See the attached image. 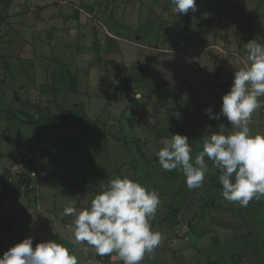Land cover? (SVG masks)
<instances>
[{
  "label": "rangeland",
  "instance_id": "obj_1",
  "mask_svg": "<svg viewBox=\"0 0 264 264\" xmlns=\"http://www.w3.org/2000/svg\"><path fill=\"white\" fill-rule=\"evenodd\" d=\"M145 1L149 4L147 7L150 5L152 9L154 7L155 12L147 9L145 16L150 20L142 22L144 19V16H142L140 19L142 25L136 24L139 27L136 30H133L130 24L134 19L131 21H125V19L119 20L120 23L123 21L128 24V29L122 31V34L123 37L126 36V38L131 39L133 44L127 43L128 41L119 40H116L117 44L112 42L110 44L111 49L117 52L116 48L119 46L123 56H121V53L119 55L117 53V56H114L108 62V66L112 70L109 73L110 79H114L120 72H126L128 78L125 86L129 87L130 81H137V84L141 85L140 87L144 89L140 88L141 91L145 92L142 95L144 99L147 98L145 99V103L141 104L142 101L140 100H129V96L132 94L135 95L132 98H135L140 93V91H137V93L136 90H131L132 87H129L131 89H129L128 94L126 91L122 92L123 89H121L117 91L119 97H112L110 95L111 99H109L105 86L101 83L100 75L96 71H93L92 77H89V84L80 83L78 89L82 92L78 97V102L87 104L90 118L95 119L97 117L98 124L102 130L106 131L107 126H109V130L107 129V131L112 134L111 136L114 135L115 142L118 144L119 138L124 146L126 139L131 142L133 138L137 139L138 135L133 134L128 129L130 124L134 123L133 116L136 112L141 111L144 115L143 120L135 122V124L143 125L141 128H145V122L147 123L149 120H152L147 128H151L157 123L158 126H161L160 129L165 128L168 130L164 129L160 131L157 128L148 134V141L155 142L156 139L153 136L157 137L158 132L164 135L165 139H169L171 134L174 133L186 135L192 147V155L194 157L202 149L203 136L209 132L218 130L220 123L228 127L227 132L233 131L225 117L221 116L220 119H212L205 110L211 108L214 115L220 112L222 94L229 91L236 68L242 67L241 57L245 54V43L255 38L259 43L264 44V0H196L197 10L195 12L190 11L188 14L174 13V6L171 4V0ZM105 4H107L106 6H111V2H106ZM158 11H162L161 19L164 22L174 24V26L172 25L168 29L167 27L162 28V20H160V17L156 13ZM119 28V26L111 23L108 26V30L117 34L119 33ZM139 36H142V40L138 39ZM109 38H111L110 35ZM106 41L105 37H101V44L106 43ZM107 46L103 47V51L106 53L108 52ZM104 52L101 60L98 59L96 53L91 54L90 58L87 59L89 64L93 66L98 65L103 69L109 70V68L104 67L106 64L103 62H107L104 61L106 57ZM80 67H82L83 73H90L89 66L81 64ZM123 74L121 73V75ZM1 77L0 240L5 242L8 238L10 239L8 234H10L12 223H23L30 215L28 210L29 203L25 201L27 198L24 195L20 198L22 193L25 194L27 188L23 184L19 190L23 192L19 193L16 190L15 174L11 168L13 166L11 165L12 161L19 155H25V158L28 160H37L39 157V162L35 166H38L36 169L48 168L52 173H65L66 177L83 178L84 173L89 175L91 172H86V163H83L82 157L78 156L79 151L84 153L86 151H93L94 149L98 150L100 143L96 139L97 137L93 135L87 137V142L79 139V136L72 137L74 134H78V132L82 133V129L76 131V129L67 127L62 129L55 127L47 128L43 124L46 122L51 126L49 123L51 121L64 125L72 123L65 118L64 113L65 109L70 110L74 107L73 103L68 101L71 99V93L69 92L72 88H75L73 85H76V83L71 81L72 79H67V81L62 83V87L59 89V94L62 97L59 94L57 96L56 94L45 92L48 99L41 101L44 108H42V105H39V110H37L38 106L36 108H27V86L25 81L22 85H6V81L1 79ZM150 81L151 83L147 87V83ZM176 85H183L182 91L185 104L180 102L182 101L181 98H178V102L187 106V111L184 114L182 111L174 112V106L176 109L177 104L175 105L173 98H168V90L170 92L171 88L177 87ZM64 90H67L68 93H64ZM88 90H90V94ZM15 93H19L20 95H14ZM89 96L95 99L89 101ZM58 98H64V101L60 102ZM66 99L67 101L65 102ZM165 100L169 106L167 105V108L164 106L166 111H163L164 115H161L162 106H156L155 104L157 101L165 103ZM109 102L113 103L111 104L112 106L109 105ZM260 102L262 106L253 113L250 124V128L254 134H264V97L260 98ZM145 104H149L151 107ZM50 107L54 111V115H51L52 113L48 111ZM57 107L61 109L58 110ZM22 110L33 114H38L40 111L41 120L35 115L33 122L30 124L21 121V119L26 118L25 115L22 116ZM203 114L206 115H204V118ZM175 116L176 118L178 117L179 122L184 123L185 121V125L176 122L178 129H180V131L178 130L179 132H176L177 129L174 128L173 120ZM190 117L192 118L190 119ZM36 121H42L44 126L38 127ZM199 123L202 124L199 125ZM85 136L83 135V139ZM165 139L161 142L159 141V147ZM110 140L113 139L111 138ZM40 144L44 145V149L38 148ZM158 145L155 143L151 144L149 151L154 154L159 150ZM137 150L138 147L137 149L136 147L122 148L121 158L128 165L124 168L116 169V172L121 170V177L127 176L134 179L149 190L159 194V208L161 209H159L160 212L156 213L151 223L159 218L164 220L167 212H169V208L166 205L163 207L162 204L171 202L174 204V209L182 210L180 219L184 221V224L176 231L181 238L185 240L192 238L191 240L201 243L202 247H208L207 252L211 254V258L217 259L218 257L221 262L223 258V264H264V199L259 201L253 200L247 207H240L224 200L221 194V184L213 179V176L219 172L214 168L212 161L207 160V158L206 162L209 171L200 188L189 189L185 184L184 176L182 178L179 176V179H175L174 177L173 180H161L160 178L156 180L151 177L152 172L148 171L153 168L155 172L165 170L159 166V163H155L153 160L148 164L143 163L137 156ZM145 150L148 154V150ZM100 158L102 157H98V163ZM74 167H79L80 169L78 170V168L75 169ZM174 172H169L171 174L170 178L172 175L174 176ZM178 173L183 175L180 171ZM52 175L56 179L55 175ZM118 175L120 174L116 173L114 177L109 175V177H112L110 180L118 177ZM145 175H149L150 177L142 180V177L144 176L145 178ZM49 176L48 171L47 178ZM95 176L97 178L104 177L98 179V187L100 189L105 188L108 180L105 177V172L97 170ZM53 177H51L52 181H54ZM51 185L52 188H55L54 192L66 201L65 198L68 195L64 191L65 189L60 186L57 187L56 183ZM77 187L80 188L79 186ZM178 189L183 190L178 194ZM19 199L20 202H18ZM73 199L76 200L77 197ZM215 199L225 209L223 207L221 210L216 204L214 207L213 205L209 207L211 211L202 213V208L207 210L205 206H208L207 204H210ZM21 201L24 203H21ZM85 202L89 203L90 201L85 199ZM58 205L60 206V202H58ZM261 205L263 206L261 207ZM19 206H22L21 210L18 209ZM253 206L255 207V212L252 209ZM209 216L210 219L208 218ZM190 219L193 220L192 226H195L194 228L197 232L200 230L196 225L203 227L201 231L206 229L205 232H202L203 238L197 237V232L186 225L188 223L186 220ZM155 228L153 229L156 230ZM6 243L4 246L0 244V256L9 247L14 245V243L9 241ZM240 243L246 245L239 247L238 244ZM80 245L83 247L76 246L73 249V253L78 255V264H89V260L93 261V264H99L98 261L101 258L95 255L94 249L84 244ZM84 248H87V252L83 251ZM216 252L217 254L221 253V255L218 254L214 257L213 254ZM226 253L227 256L224 257ZM112 255L114 256L110 260L106 258L107 264H114L112 260H119L115 254ZM102 263H105V260ZM154 264L163 263L161 261H154Z\"/></svg>",
  "mask_w": 264,
  "mask_h": 264
},
{
  "label": "crops",
  "instance_id": "obj_2",
  "mask_svg": "<svg viewBox=\"0 0 264 264\" xmlns=\"http://www.w3.org/2000/svg\"><path fill=\"white\" fill-rule=\"evenodd\" d=\"M105 1L107 3L111 2V6H106L107 4H105ZM147 5L149 4H147L145 0H0V75L2 76L0 77L6 81V85H22L25 81L27 86V108H36L38 106L37 110H39V105H42L41 101H46L48 99V96L45 94V92L57 95L60 92L59 89L62 87V83L67 81V79H72L71 81L76 83V85H73L75 88H72L73 90L71 89L69 92L71 93V99L68 101L73 103L74 106H83L84 111L89 116L87 104L85 103V105L78 102V97L82 92L78 89L80 83L84 82L89 84V77H92V72L96 71V73L98 72V75H100L101 83H103L105 86V91L108 93L109 99H111L110 95L112 97H119L116 90V81L121 73H124L127 78L128 74L126 72H120L115 76L116 78L114 77V79H110L111 76L109 73L112 70L109 68L108 62L113 59L114 56H117V53L119 55L122 51L119 46L116 48L117 52L113 51L110 47V44H112V42L117 44L116 40L128 41L127 43L133 44L131 39L126 38V36L123 37L122 34V31L128 29V24L123 21L120 23L119 20L125 19V21H131L134 19V21L130 23L131 27H133V30L138 29L139 27L136 26V24H140V26L142 25L140 21L142 16H144L142 22L150 20L145 16L147 9L155 12L154 7L152 9L151 5L148 7ZM156 13L160 17V20H162V11H158ZM110 23L120 27L118 34L108 30ZM172 25L174 26V24H168V22L166 23L164 20L161 22L162 28L167 27L168 29L170 26L172 27ZM109 35L111 38H109ZM101 37H105L107 39L106 43L101 44ZM138 39L142 40V36H139ZM104 46H107V53L103 51ZM102 51L106 54L104 61H107L103 62L106 64L104 67L109 68V70L103 69L98 65H90L89 61L87 60L93 53H96L98 55V59L101 60L103 57ZM121 56H123V53H121ZM81 64L89 66V74L83 73V69L80 67ZM218 82L220 81L218 80ZM129 83V87H132V89L124 85L122 92L126 91L128 94L129 89H131L136 90V92L140 91L141 96L145 94V92L140 90L142 87H140L141 85L137 84V81H130ZM150 83L151 81L147 83V87L150 85ZM166 83L169 85L168 82ZM176 86L177 87L175 88H171L170 92L168 90V98H173L175 105L177 104L176 109L174 106V112L182 111L184 114L185 111H187V106L184 105L185 102L183 100V85ZM88 92L90 94V90H88ZM64 93H68V91L64 90ZM14 95L19 96L20 94L15 93ZM133 95L134 94L129 96L130 99H128L135 101L140 100L142 101L141 104L145 103V99H147H144L143 96L142 98H132ZM59 96L62 97L61 94H59ZM178 98H181L182 101L180 102L184 104L178 102ZM58 99L60 102L64 101V98ZM94 99V97H90L89 101ZM166 100L165 103L157 101L155 104L156 106H162L160 112L161 115H164V112L166 111L164 106L166 108L167 105L169 106ZM66 101L67 99L65 102ZM111 104L113 103L109 102L110 106H112ZM145 105L150 106L149 104ZM42 108H44L43 105ZM49 109L50 110L48 111L52 113L51 115H54L52 108L50 107ZM57 109L60 110L61 108L57 107ZM70 110L65 109V118H67V114ZM40 114V111L38 114H33L29 111L24 112L22 110V116L25 115L26 118L21 119V121L30 124L34 120L33 117L36 115L40 118ZM204 115L205 114H203V118L206 116ZM143 116L144 115L141 111L136 112V114L133 116L134 123L130 124L128 130L138 136L137 139L133 138L132 142L126 139L124 142L125 146L122 144L120 138L118 139L119 144L115 142L114 135L111 136L112 134L107 131V129L109 130V126H107L108 128L106 131L101 129L98 124L97 117L95 119H91L93 122H95L98 128L95 129L96 132L92 131V133H85L84 128L77 126V123H74V121H71L68 118L67 120L72 122L68 125L59 124V122L56 121L49 122L51 126H49L46 122L43 123L47 128L55 127L62 129L67 127L70 129H76V131L82 129V133L78 132V134H74L72 137L75 138L76 136H79V139L84 142L88 141V136L93 135L97 137L96 139H98L100 143L98 150L94 149L93 151H86L84 153L79 151L78 154L79 157H82L83 163H86V172L91 173L89 175L84 173L82 176L83 178L78 177V179H75V177L72 178V176L66 177L65 173H52V171L48 168L36 169L38 166H35L37 165V162H39V157L37 159L38 161L35 159L30 160L32 162L31 164H26L22 167L24 172L30 173L31 171L36 170H46L49 171L50 176L40 185L39 188L32 189L29 186L31 191L24 190L25 194L22 193L20 198L23 195L25 198H27V200H24L26 203H29L28 210L30 215L23 223H12L10 234H8L10 239L8 238L5 242L0 240V244H3L4 246L8 241L15 244L26 237H32L33 247H35L36 243L46 240H57V242L62 243L65 247H67L71 253H73V249L76 246L83 247L80 244L77 245L74 243V237L71 229V222L74 217L65 216L63 214V209L68 205H74L79 210L88 205V203L85 202V199L90 201L94 195L101 190L98 187V179H102L104 177L97 178L95 176L97 170L105 172V177L108 178L106 186L110 178L114 177V174H120L118 177H121L122 171L119 170V172H116V169L124 168L126 165H128V163L123 161V158H121V150L123 147L126 149L130 147H136L137 149L138 147L137 156L143 161V163L148 164L152 162V160L155 163H158V159L155 155L156 152L154 154L151 153L149 148L151 147V144H160V142L165 139V136L158 132L157 137L161 138L158 139L157 137L153 136L154 139H156L155 142L148 141V134H150L152 131H155L157 128L160 129L161 126H158L156 123L155 126L147 128V126L152 122V120H149L147 123L145 122V128H141L143 125L135 124V122H140L143 120ZM177 118L175 116L173 122L174 128L177 129L176 132H179L180 129H178L176 122L183 125L185 121L184 123L179 122ZM191 118L192 117H190V119ZM42 121H36L38 127L40 128L44 126ZM201 124L202 123H199V125ZM164 129L161 128L160 131ZM165 130L168 131L167 129ZM83 135H86L84 139ZM111 138L113 140H110ZM162 146L163 144H161L160 147L158 145V149ZM38 148L44 149V145L40 144ZM145 149L148 150L149 155L146 153ZM130 151L132 152V150ZM100 156L102 158H100L98 163L97 160ZM16 160L17 159L15 158L11 165H13ZM79 167H77L78 170L80 169ZM83 167L85 168V166ZM74 168L77 169L76 167ZM173 171H175V174L174 176L172 175L171 178L169 171L155 172L153 168L148 172H152L151 177L156 180L158 178L161 180H173L174 177L175 179H179V176L182 178L183 175H180V173H178L179 171ZM52 174L55 175L56 179H54ZM109 175H112V177H109ZM51 177H53L54 181L51 180ZM148 177L150 176L145 175V178L143 176L142 180L147 179ZM53 183H56L57 187L60 186L65 189L64 191L67 192L68 195L65 198L66 201L62 199V197H60L56 192H54L55 188H52L51 185ZM76 185L80 188H78ZM181 190L183 189H178V194L181 192ZM21 192L23 191H19V193ZM74 197H77V199H73ZM18 202H20V199ZM58 202H60V206L58 205ZM21 203L24 202L21 201ZM165 205L168 206L169 212H167V216L164 217V220L159 218L156 220L158 222L154 221L151 223L152 227H156L155 229L162 234V242L155 250L154 254L145 256V259L141 262V264H154V261H161L163 264H223V258V263L218 257L217 259L211 258V254L207 252L208 247H202L201 243L191 240L192 238H189L188 240L181 238V236L176 231H178V229H180L184 224V221H181L180 219V213L182 210L174 209V204L171 202L162 204L163 207ZM205 207L207 210L202 208V213L205 211H211L209 207ZM18 209L21 210L22 206H19ZM159 209L161 208L158 207L157 213L160 212ZM208 218L210 219V216ZM186 221L189 223H186V225L197 232L194 228L195 226H192L193 220L190 219ZM196 227L200 230L196 233V236L203 238L202 232H205L206 229L201 231L203 228L201 225H196ZM218 254L221 255V253ZM218 254L216 252L213 254V256L215 257ZM76 256L78 258V255ZM113 256L114 255L100 257L101 259H99L98 262L99 264H107L106 258L110 260ZM225 256H227V253L224 254V257ZM104 260L105 263H102ZM112 262H114V264H122V261L120 260H112Z\"/></svg>",
  "mask_w": 264,
  "mask_h": 264
},
{
  "label": "clouds",
  "instance_id": "obj_3",
  "mask_svg": "<svg viewBox=\"0 0 264 264\" xmlns=\"http://www.w3.org/2000/svg\"><path fill=\"white\" fill-rule=\"evenodd\" d=\"M171 4L176 14L197 10L196 0H171ZM241 63L222 96L220 112L214 115L211 108L205 110L212 119L225 117L233 131L227 132L228 127L220 123L218 130L203 136L202 149L194 157L188 137L174 133L155 155L163 170L180 171L189 189L203 185L209 171L207 158L219 172L223 199L247 207L253 200L264 199V134H254L250 128L264 97V44L255 38L245 43ZM159 204L155 191L124 176L109 180L86 207L78 210L68 205L63 214L74 217L75 244H86L99 257L115 254L122 264H141L163 239L151 224ZM0 264H78V258L57 240L33 247V238L26 237L0 256Z\"/></svg>",
  "mask_w": 264,
  "mask_h": 264
},
{
  "label": "trees",
  "instance_id": "obj_4",
  "mask_svg": "<svg viewBox=\"0 0 264 264\" xmlns=\"http://www.w3.org/2000/svg\"><path fill=\"white\" fill-rule=\"evenodd\" d=\"M125 83H124V85H125ZM124 85L122 87L116 86V88H117L116 90L119 91V90L123 89ZM67 118L70 119L71 121H74L75 123H77L78 124L77 126L84 128V132L85 133H92V131H95V129L97 128L95 122H93L91 120V118L87 115V113L84 111V107L83 106L82 107L78 106V105L74 106L68 112ZM70 127H76V126H70ZM20 157L22 158V165L31 164L32 163L30 160L25 158L26 157L25 155H19L18 157H16V159H18ZM22 165H21V167H23ZM30 173H27V172L23 171L22 173H20L19 177L15 178L16 179V182H15L16 183V186H15L16 190L19 191L21 189V187L23 186V184H24V186L27 188V191H31V189H30L31 188V186H30L31 179L29 177ZM218 177H219V173L215 174V176H213V179H215L219 183ZM8 183H10V181H8ZM218 185L220 186V184H218ZM29 186H30V188H29ZM216 204H217L218 208H221V210L224 207L222 204L217 203L216 199L213 200L210 204H207L208 205L207 207H212V205L214 207V206H216ZM262 206L263 205H261V207ZM251 207H252V205H251ZM224 209H225V207H224ZM252 209L254 211L255 207L253 206ZM238 245H239V247L240 246L244 247L246 244L243 245L242 243H240Z\"/></svg>",
  "mask_w": 264,
  "mask_h": 264
},
{
  "label": "built area",
  "instance_id": "obj_5",
  "mask_svg": "<svg viewBox=\"0 0 264 264\" xmlns=\"http://www.w3.org/2000/svg\"><path fill=\"white\" fill-rule=\"evenodd\" d=\"M126 79H127V76L126 75H120L116 81V85L118 87H122L124 85V83L126 82ZM141 95L138 94L136 96V98H140ZM21 165H22V158H18L16 160V162L13 164V166L11 167L14 174H15V178L19 177L20 173H22V169H21ZM48 176V171L46 170H36V171H32L30 174H29V177L31 179V188L32 189H37L40 187V184H42L46 178Z\"/></svg>",
  "mask_w": 264,
  "mask_h": 264
},
{
  "label": "water",
  "instance_id": "obj_6",
  "mask_svg": "<svg viewBox=\"0 0 264 264\" xmlns=\"http://www.w3.org/2000/svg\"><path fill=\"white\" fill-rule=\"evenodd\" d=\"M111 85V84H110Z\"/></svg>",
  "mask_w": 264,
  "mask_h": 264
}]
</instances>
